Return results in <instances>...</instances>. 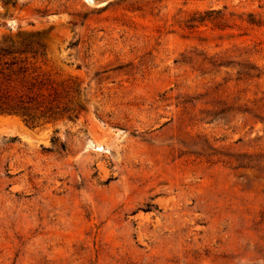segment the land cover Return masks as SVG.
Instances as JSON below:
<instances>
[{"label": "rangeland", "instance_id": "374dc122", "mask_svg": "<svg viewBox=\"0 0 264 264\" xmlns=\"http://www.w3.org/2000/svg\"><path fill=\"white\" fill-rule=\"evenodd\" d=\"M25 39L72 112L0 114V264H264V0H0Z\"/></svg>", "mask_w": 264, "mask_h": 264}, {"label": "trees", "instance_id": "16d2710c", "mask_svg": "<svg viewBox=\"0 0 264 264\" xmlns=\"http://www.w3.org/2000/svg\"><path fill=\"white\" fill-rule=\"evenodd\" d=\"M11 1V0H8ZM14 5V3H12ZM27 56H44L43 46L34 42L32 39L22 40L19 45L15 46L9 43V46L0 48V86L5 90L11 84L21 88L24 95L10 98L6 92L0 91V114H9L20 116L26 123L34 120H51L53 117L71 114L72 110L67 106L60 109L58 107H47L38 111L41 106L38 104V98L32 96V90L36 86L42 87V84H34L26 79L27 70L24 63ZM38 111V117L34 118L29 112Z\"/></svg>", "mask_w": 264, "mask_h": 264}]
</instances>
